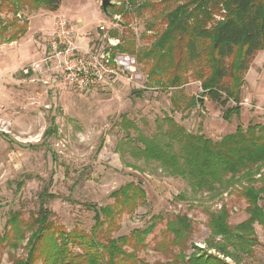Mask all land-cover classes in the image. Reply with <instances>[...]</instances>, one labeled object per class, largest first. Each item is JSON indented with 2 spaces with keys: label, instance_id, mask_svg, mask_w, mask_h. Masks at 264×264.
<instances>
[{
  "label": "rangeland",
  "instance_id": "rangeland-1",
  "mask_svg": "<svg viewBox=\"0 0 264 264\" xmlns=\"http://www.w3.org/2000/svg\"><path fill=\"white\" fill-rule=\"evenodd\" d=\"M100 1L61 0L51 12L25 4L16 9L15 15L12 0H0V104L5 109L4 126L8 127L6 133L0 131V237L8 232L6 223L13 214L24 224L31 223L43 191L54 196L46 204L51 213L48 222L54 231L78 230L89 234L94 226L93 210L112 205L111 194L133 184L145 192V202L132 211L122 212L112 227L105 225L99 239L127 236L134 229L143 230L156 223L146 238L147 246L138 250L137 257L145 264L172 262L178 249L163 247L166 220L187 214L192 220V231L186 254L193 251L192 245L206 249L205 242L210 238L206 226L208 212L226 204L231 207V226L247 218L244 201L235 196L236 188L242 184L236 183L225 192L219 189L194 193L186 181L169 176L158 164L134 159L129 153L138 145L134 139L139 134L155 135L156 125L164 117L173 119L187 133L214 142L233 133L238 126L245 129L249 125H264V51L256 54L244 76L240 117L229 122L222 119L224 108L202 97L200 84L193 79L166 92L147 88L146 64L137 63L128 54L123 55L134 69L87 91L65 84L51 64L40 65L39 71L32 72L30 66L41 63L48 52L54 21L60 16L75 24V40L84 48L95 43L98 28L105 26L110 30L109 36L119 39L121 45L132 41L138 52L149 47L164 29L167 13L177 4L193 0H150L148 5L145 0H135L127 6L124 16H117L118 23L113 14L103 11ZM109 1L116 6L119 1L122 3ZM13 19L18 26L26 23L28 29L15 42L1 43L14 31L9 25ZM3 27L7 30L2 33ZM25 68L30 70L28 75L22 73ZM195 98L197 106L184 109ZM173 100L179 109H174ZM125 122L136 129L126 128ZM50 127L56 133L43 138ZM180 195L185 201L175 200ZM156 217L162 221L157 222ZM254 232L257 244L250 256H240L239 264H264V225H254ZM25 243L26 240L17 250L8 245L1 247L0 264H13L15 259L25 258ZM208 253L218 255L214 250ZM225 261L234 264L231 259ZM35 264H43V258L38 255Z\"/></svg>",
  "mask_w": 264,
  "mask_h": 264
},
{
  "label": "trees",
  "instance_id": "trees-1",
  "mask_svg": "<svg viewBox=\"0 0 264 264\" xmlns=\"http://www.w3.org/2000/svg\"><path fill=\"white\" fill-rule=\"evenodd\" d=\"M134 1H119V6L114 3L104 12L124 16L127 6ZM149 1L145 0V5ZM60 3L61 0H12L11 9L16 15L18 7L29 4L51 12ZM14 19L9 24L14 31L7 39H1V43H13L26 33L27 24L18 26ZM6 30L3 27L2 33ZM154 39L149 47L138 52L132 41L118 47L120 53L146 64V87L166 92L193 79L199 82L202 97L224 108L222 119L229 122L233 117H240L244 76L256 54L264 51V0H193L177 4L166 14L165 27ZM171 104L179 109L175 100ZM197 104L195 98L184 109ZM230 104L232 106L225 109ZM125 124L126 128L136 129L128 122ZM156 129L151 137L139 134L134 139L138 145L129 152L134 159L158 164L169 176L186 181L194 193H213L219 189L225 192L236 183L242 184L236 188L235 196L244 201L247 218L231 226V207L226 204L208 212L206 226L210 238L205 242L206 249L192 245L190 254L186 251L192 220L187 214L167 219L162 244L164 248L176 247L178 254L172 262L154 264H229L226 258L239 264L240 256H250L257 244L254 225H264V205L261 204L264 200V125H249L245 129L238 126L216 142L187 133L169 117H164ZM55 133L50 127L43 138ZM53 198L46 191L39 195L38 209L30 224H24L15 214L9 217L8 232L0 237V248L8 245L17 250L26 240L25 258L15 259L13 264H35L38 255L43 258V264H145L138 259L137 252L147 246L146 238L156 223L143 230L134 229L127 236L99 239L105 225L112 227L122 212L132 211L145 202V192L140 187L125 185L111 194L112 205L93 210L94 226L89 234L78 230L54 231L48 222L51 213L46 208ZM175 200L185 201V198L180 195ZM154 220L161 222L162 218ZM26 232H29L28 237ZM210 250L218 255L209 254Z\"/></svg>",
  "mask_w": 264,
  "mask_h": 264
},
{
  "label": "built area",
  "instance_id": "built-area-1",
  "mask_svg": "<svg viewBox=\"0 0 264 264\" xmlns=\"http://www.w3.org/2000/svg\"><path fill=\"white\" fill-rule=\"evenodd\" d=\"M113 18L115 22L119 19L117 16ZM79 23L78 20L76 24ZM112 27H115L113 23ZM76 28L75 24L65 16L55 19L48 52L41 63L31 65L29 69L37 72L40 65L51 64L57 74L61 75L65 84L79 91H87L104 85L109 80L123 75L126 70L134 69L126 60L127 56L118 51L119 39L109 36L110 30L105 26L98 28L95 43L85 48L78 45L75 40ZM29 69H23L22 73L28 75ZM4 113V106L0 104V126L4 127L0 131L6 133L8 127L4 126L6 124L3 118ZM220 208L221 205L218 209ZM233 211L237 209L234 208Z\"/></svg>",
  "mask_w": 264,
  "mask_h": 264
},
{
  "label": "water",
  "instance_id": "water-1",
  "mask_svg": "<svg viewBox=\"0 0 264 264\" xmlns=\"http://www.w3.org/2000/svg\"><path fill=\"white\" fill-rule=\"evenodd\" d=\"M101 8L106 11L107 7L112 5L109 0H101Z\"/></svg>",
  "mask_w": 264,
  "mask_h": 264
},
{
  "label": "bare ground",
  "instance_id": "bare-ground-1",
  "mask_svg": "<svg viewBox=\"0 0 264 264\" xmlns=\"http://www.w3.org/2000/svg\"><path fill=\"white\" fill-rule=\"evenodd\" d=\"M223 258V257H222Z\"/></svg>",
  "mask_w": 264,
  "mask_h": 264
}]
</instances>
